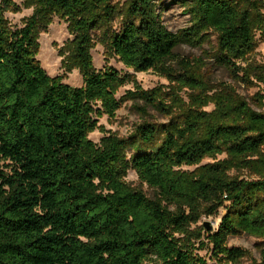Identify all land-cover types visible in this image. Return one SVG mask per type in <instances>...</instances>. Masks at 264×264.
I'll list each match as a JSON object with an SVG mask.
<instances>
[{
  "label": "trees",
  "instance_id": "16d2710c",
  "mask_svg": "<svg viewBox=\"0 0 264 264\" xmlns=\"http://www.w3.org/2000/svg\"><path fill=\"white\" fill-rule=\"evenodd\" d=\"M160 1L24 0L33 14L17 28L6 13L20 6L0 0V264H208L205 249L239 264L250 252L229 240L242 235L260 240L253 264H264V64L250 60L264 39V0H177L190 17L177 32ZM55 16L72 35L63 66L79 69L82 86L38 59L40 30ZM98 31L126 67L168 84L144 89L112 66L97 69ZM206 44L203 57L177 52ZM210 64L234 84H216ZM242 84L262 88L249 99ZM124 100L141 120L131 135L92 141ZM131 169L153 196L126 181ZM221 209L217 228L200 224Z\"/></svg>",
  "mask_w": 264,
  "mask_h": 264
},
{
  "label": "rangeland",
  "instance_id": "374dc122",
  "mask_svg": "<svg viewBox=\"0 0 264 264\" xmlns=\"http://www.w3.org/2000/svg\"><path fill=\"white\" fill-rule=\"evenodd\" d=\"M20 6V10L17 12L8 11L6 17L10 23L17 28L24 27L28 18L33 14V7L26 8L23 4L24 0H13ZM128 0H113V3L118 9H123ZM159 11L162 14V20L166 26L174 32L180 29L186 28L189 25L190 17L177 0H162L159 3ZM122 23V15H119L114 22V29H119ZM100 31L96 32V45L92 49V55L94 65L97 69H103L106 66H112L120 71L123 75H132L134 80L140 84L144 89H151L159 85H166L168 81L153 70L146 72H136L131 68L126 67L118 57L108 53L105 45L100 42ZM72 39V35L68 30V23L55 16L52 22L45 27H42L39 34L40 50L38 59L41 65L51 76L65 75L64 82L72 86H82L83 78L79 69H73L67 71L63 66V60L66 54H62V50L66 43ZM216 44V36H212V43ZM210 45L206 44L203 47H192L189 45H181L177 52L181 57L199 58L203 57L206 50H209ZM251 61L264 64V39H259L255 51L250 56ZM210 63V62H209ZM209 73L212 75L216 84L220 82H226L234 84L233 79L230 77L229 72L221 67L211 65L209 67ZM135 81H131L124 85L118 92L117 97L121 99L125 96L128 90L135 88ZM238 86V85H237ZM262 87L254 86L247 89L243 84L238 86V91L247 98H251L256 92L261 90ZM213 106H210L212 108ZM140 117L133 108V102L131 100H124L121 108L117 111L114 118L103 116L99 120V125H102L105 131L100 129L95 130L89 134V138L99 143L101 138L105 134H116L120 137H128L134 131L135 126L140 123ZM224 155L218 156L217 159L223 158ZM215 159L206 158L203 160V164L214 162ZM5 163L4 161L2 164ZM183 169H193L194 167L183 166ZM126 181L133 187L142 189L149 196L154 195L153 189L148 184L143 183L137 173L134 170H129ZM225 213V209H221L217 216L203 217L200 222L204 225L205 222H209L211 226L217 228L221 222V218ZM260 240L254 236L242 235L232 237L229 240V246L241 247L250 252V254L244 257L239 264H253L256 260L260 259V252L258 249V243ZM200 254L205 256L208 264H227L220 262L212 257V254L207 249L200 251ZM231 264V263H228Z\"/></svg>",
  "mask_w": 264,
  "mask_h": 264
},
{
  "label": "water",
  "instance_id": "95a60500",
  "mask_svg": "<svg viewBox=\"0 0 264 264\" xmlns=\"http://www.w3.org/2000/svg\"><path fill=\"white\" fill-rule=\"evenodd\" d=\"M205 227L207 228V229H213V227L211 226V224L209 223V222H205Z\"/></svg>",
  "mask_w": 264,
  "mask_h": 264
}]
</instances>
